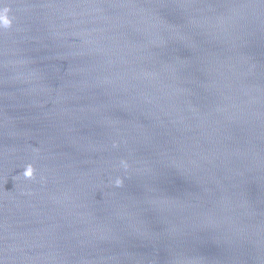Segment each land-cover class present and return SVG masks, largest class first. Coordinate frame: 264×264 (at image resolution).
<instances>
[{"label": "water", "instance_id": "obj_1", "mask_svg": "<svg viewBox=\"0 0 264 264\" xmlns=\"http://www.w3.org/2000/svg\"><path fill=\"white\" fill-rule=\"evenodd\" d=\"M0 264H264V0H0Z\"/></svg>", "mask_w": 264, "mask_h": 264}, {"label": "clouds", "instance_id": "obj_2", "mask_svg": "<svg viewBox=\"0 0 264 264\" xmlns=\"http://www.w3.org/2000/svg\"><path fill=\"white\" fill-rule=\"evenodd\" d=\"M26 175H31V170H29L27 173H26Z\"/></svg>", "mask_w": 264, "mask_h": 264}]
</instances>
